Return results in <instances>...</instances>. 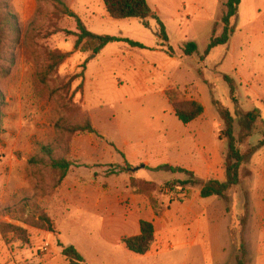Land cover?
<instances>
[{
    "label": "rangeland",
    "instance_id": "rangeland-1",
    "mask_svg": "<svg viewBox=\"0 0 264 264\" xmlns=\"http://www.w3.org/2000/svg\"><path fill=\"white\" fill-rule=\"evenodd\" d=\"M64 1L90 31L145 47L113 42L98 55L82 52L67 33L77 30L75 20L54 0H0V90L7 103L0 223L24 229L6 240L0 235V264L32 263L48 254L53 235L38 226L42 215L60 229L65 244H81L88 264H237L239 257L264 264V0H242L229 43L209 54L211 38L224 30V0H147L167 41L152 16L116 20L102 0ZM191 42L198 49L187 55ZM53 53L68 57L51 69ZM226 75L235 80L234 89ZM168 89L179 102L199 100L205 114L184 124L168 102ZM219 107L233 117L241 152L258 149L227 199L202 198L199 187L179 183L187 174L167 166L185 168L192 156L199 167L190 171L198 178L226 179L227 126ZM249 112L258 117L254 123ZM89 124L95 132L79 130ZM113 144L131 158L154 156L165 168L138 169L144 163H131ZM52 158L72 164L62 184ZM191 197L205 219L199 234L189 229L187 243L177 238L181 229L161 227L141 256L96 237V228L133 213L151 218L170 209L180 215Z\"/></svg>",
    "mask_w": 264,
    "mask_h": 264
},
{
    "label": "trees",
    "instance_id": "trees-1",
    "mask_svg": "<svg viewBox=\"0 0 264 264\" xmlns=\"http://www.w3.org/2000/svg\"><path fill=\"white\" fill-rule=\"evenodd\" d=\"M58 6L61 7L63 14L73 18L76 22L77 30L76 31H67L76 37L75 49L81 50L82 52H91L92 54L98 55L102 50L110 43L113 42H126L132 47H141L145 46L140 42L133 41L128 38L111 36V35H100L90 31L82 19L71 10V8L66 4L64 0H54ZM104 8L108 15L116 20H123L129 18H135L139 20H145L147 17L152 16L156 19L158 25L160 26V34L163 40L167 41V33L165 27L160 20V17L157 14L150 12L147 0H102ZM242 0H224V14L222 16V22L224 24V30L221 36H213L211 38L210 44L206 51V54H209L211 50L219 45L228 44L231 36L233 35V29L231 26V20L238 16L239 7ZM15 16V15H12ZM17 20V17H14ZM197 44L194 42L188 43L185 47V54L192 55L197 51ZM167 53L171 56L174 55L172 48L167 50ZM68 57L67 53H53L51 55L52 63L49 65V68L53 69L55 66L60 64L65 58ZM83 77V76H82ZM225 79L232 85L234 89L235 80L229 76H225ZM166 96L174 114L182 121L184 124H190L193 121L197 120L205 114L204 105L195 98L179 102L176 98V91L173 89L166 90ZM217 104V103H216ZM218 105V104H217ZM6 97L3 92L0 90V134L3 132V120H4V109L6 108ZM221 115L226 121V131L225 134L228 139V153L225 162L226 170V179L224 181L218 179H208L204 180L198 178L194 172L182 168L174 167L168 165L167 168L175 173H185L189 176V179L179 181L183 188L191 185L197 186L200 188V196L202 198H209L212 196H218L223 199H227V193L229 190L235 186H238L241 183V167L247 160V158L253 155L258 147H253L244 154L241 152L240 148L237 146V139L234 133L233 126V117L230 113L222 107H219ZM249 116V122L254 123L257 120V115L253 112L247 113ZM79 130L95 132V129L92 125H87L85 127L79 128ZM113 146L116 150L125 158L124 153H122L114 144ZM49 150V149H48ZM48 154H51V151H47ZM51 165L53 168L60 171L59 184L65 180L72 164L66 159H51ZM128 165L127 170H131L133 167ZM165 168L160 166L154 170H159ZM159 215V214H157ZM38 226L41 229L54 232L55 227L52 223V220L47 215H42L39 217ZM24 229L20 226L11 223H0V234L3 239L6 240V237L9 233L17 234L19 231ZM156 240V230L154 223L152 221L141 219L140 221V234L137 236L125 237L122 242L127 248L128 251L137 254V255H146ZM62 247V256L68 261V264H88L85 257L80 253V251L74 246L69 245L65 246L60 243ZM33 264V263H25ZM237 264H245L244 257H239Z\"/></svg>",
    "mask_w": 264,
    "mask_h": 264
},
{
    "label": "crops",
    "instance_id": "crops-1",
    "mask_svg": "<svg viewBox=\"0 0 264 264\" xmlns=\"http://www.w3.org/2000/svg\"><path fill=\"white\" fill-rule=\"evenodd\" d=\"M71 10L75 12L74 8H71ZM122 83H123L122 79H119L118 84H122ZM162 145L165 147L164 144ZM190 153H193V151H190ZM124 155L126 159L131 163H133V161H135L136 164L144 163L142 165H145V168H147V166H150L149 168L154 170L160 167L159 163L161 162L159 163L156 162L154 156L143 157V158H131L126 152L124 153ZM152 161H155L156 164H152ZM163 161L164 160H162V162ZM198 165H199V161L196 160L194 157L190 156L189 166L185 168L189 170H196L199 167ZM85 197L88 198V196ZM194 199L195 198L192 199V197L191 199H188L180 215H178L177 212H174L170 209H167L166 211L163 212V214L159 216H154L151 218H142L140 215L133 213L129 216L128 220L119 219L118 221H116V223L114 222V225L103 224L102 226L96 228L97 231L96 237L99 239L98 241L100 243L106 241L105 243L107 244L114 243L115 245L121 246L123 245L122 240L125 237L137 236L140 234V221L141 219H146L154 223L156 235L158 229H160L161 227L170 229L173 233H175L174 231L181 229V232H179L180 234L179 233L177 234V238H179L180 240L185 239V242L187 243V232L189 231V229H197L196 233L199 234L200 233L199 229H202L203 221L205 219L204 210L202 208L201 209L199 208L200 206L199 202H197V200ZM47 233L53 235V238H51L53 242H50L51 248L48 252H46L48 253L47 255L39 257L40 259L32 262L33 264H61V262H64L62 261L64 259L61 254L62 247L58 245V242L65 246L74 245L82 254L81 249L83 248L81 247V244L77 240L70 239V242L67 244L63 242L61 238L60 229H58V227L57 229L55 228L54 232H47ZM88 233H89L88 231L87 232L85 231L86 237L90 238V240L93 241L94 238L91 236V234ZM94 242H96V244H99L97 241Z\"/></svg>",
    "mask_w": 264,
    "mask_h": 264
},
{
    "label": "built area",
    "instance_id": "built-area-1",
    "mask_svg": "<svg viewBox=\"0 0 264 264\" xmlns=\"http://www.w3.org/2000/svg\"><path fill=\"white\" fill-rule=\"evenodd\" d=\"M180 194H181V196H182V197H185V196H186V194H185V193H180ZM180 194H179V195H180Z\"/></svg>",
    "mask_w": 264,
    "mask_h": 264
},
{
    "label": "water",
    "instance_id": "water-1",
    "mask_svg": "<svg viewBox=\"0 0 264 264\" xmlns=\"http://www.w3.org/2000/svg\"><path fill=\"white\" fill-rule=\"evenodd\" d=\"M94 55H95V54H94ZM139 168H145V165H141V167H138V169H139Z\"/></svg>",
    "mask_w": 264,
    "mask_h": 264
}]
</instances>
